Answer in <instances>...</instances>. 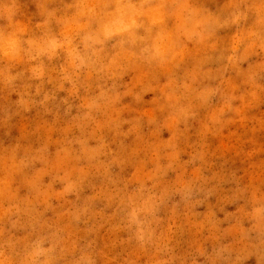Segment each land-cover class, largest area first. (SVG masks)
Instances as JSON below:
<instances>
[{"label":"clouds","instance_id":"1","mask_svg":"<svg viewBox=\"0 0 264 264\" xmlns=\"http://www.w3.org/2000/svg\"><path fill=\"white\" fill-rule=\"evenodd\" d=\"M264 264V0H0V264Z\"/></svg>","mask_w":264,"mask_h":264},{"label":"rangeland","instance_id":"2","mask_svg":"<svg viewBox=\"0 0 264 264\" xmlns=\"http://www.w3.org/2000/svg\"><path fill=\"white\" fill-rule=\"evenodd\" d=\"M248 264H255L254 258L248 261Z\"/></svg>","mask_w":264,"mask_h":264}]
</instances>
